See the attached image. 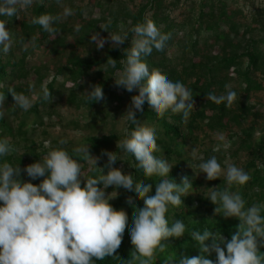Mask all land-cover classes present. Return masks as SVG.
<instances>
[{
  "label": "trees",
  "instance_id": "obj_1",
  "mask_svg": "<svg viewBox=\"0 0 264 264\" xmlns=\"http://www.w3.org/2000/svg\"><path fill=\"white\" fill-rule=\"evenodd\" d=\"M184 1L188 0H94L82 6L77 0H36L30 9L19 13V19L0 17L8 20L6 28L14 41L9 53L0 51V83L5 85L0 88L5 95L0 139L8 138L16 148L3 159L23 170L53 148L64 147L75 155V147L89 144L90 155L99 157L97 167L103 169V174L109 169L102 153L116 152L119 159L113 167L152 184L153 190L162 178L144 177L136 168L134 157L117 148V141L134 128L123 115L138 90L130 93L116 87L114 78L122 70L120 61L126 58L124 53L130 47L133 34L129 30L137 23L152 20L161 32L172 34L165 51L154 49L144 59L150 70L159 69L170 80L180 81L192 90L194 109L187 122L182 120V114L171 112L158 118L146 101L143 112L136 115L142 124L155 129L162 149L155 155L173 165L168 179L180 184L186 176L192 188L182 197L183 204L169 206L166 214L170 224L183 221L186 233L170 238L167 250L158 253L153 264H171L180 255H200L189 235L193 230L218 231L226 240L236 231L239 220L216 214V205L207 199V188L227 187L225 176L208 181L206 174L200 173L199 163L216 156L222 169L228 163L243 168L251 179L229 190L240 192L246 207L264 203V109H258L252 99L255 93L264 91V6L258 0H243L250 1L246 11L247 5L237 0H190L191 5L181 18L173 16L172 9L182 6ZM64 7L73 9L75 14L54 25L61 29L57 35H49L31 23L33 17L41 14L58 15ZM109 19L108 31L119 32L123 28L129 32V39L119 47L109 42L97 49L89 43L91 35L98 32L107 38L108 32L99 25ZM76 25H80L79 32L75 31ZM31 37L35 38V47L30 44L27 51L23 50L21 40L27 42ZM111 58L116 60V67L104 72L105 63ZM45 81L53 97L50 103L38 97L26 112L13 105L9 87L31 96L33 92L40 93ZM225 84L237 93V101L231 107L207 100L209 92L224 93ZM93 85L103 88L104 100L90 103L86 99V92ZM218 134L225 139L219 140ZM60 140L66 143L61 146ZM45 142H49V147H45ZM216 145H220L219 151H213ZM83 170L86 176L100 175L98 168L87 163ZM20 179L38 185L43 178L32 180L22 171ZM81 181L83 186V177ZM105 191L118 193L109 203L128 214V227L114 256L94 264H126L132 251L129 232L134 210L126 198L132 196L136 208L143 207L144 201L123 188L109 187ZM261 215L264 216V209ZM260 251L264 253V247ZM206 258L215 261L216 254H206Z\"/></svg>",
  "mask_w": 264,
  "mask_h": 264
},
{
  "label": "clouds",
  "instance_id": "obj_2",
  "mask_svg": "<svg viewBox=\"0 0 264 264\" xmlns=\"http://www.w3.org/2000/svg\"><path fill=\"white\" fill-rule=\"evenodd\" d=\"M35 2L0 0V17L19 19V13L30 9ZM74 14L73 9L64 7L58 15L41 14L33 17L31 23L39 25L49 35H57L61 29L54 25ZM7 22L0 19V51L4 54L9 53L14 44L6 28ZM99 26L109 35L105 38L98 32L92 33L89 43L95 44L97 49H102L109 42L113 47H119L129 39V32L123 28L119 32L108 31L111 19ZM75 31H80V25H76ZM129 31L133 34L130 47L124 53L126 58L120 61L123 68L114 80L116 87L130 93L138 90V94L131 97V104L123 115L134 128L125 138L117 141V148L134 157L136 168L142 171L144 177L162 179L153 190L152 184L138 181L132 173L125 174L113 167L119 158L116 152L108 151L102 153L107 157L105 167L109 169L107 174H103V169L97 167L99 157L90 155L89 144L75 147V155L64 147L53 148L39 161L22 170L18 164L13 165L3 159L16 148L8 138L0 139V264H94L96 260L114 256L122 245L128 227V214L109 203L118 194L116 191L115 195L106 193L109 187L135 192L144 201L143 207L136 208L134 198H126V203L134 208L129 232L132 251L126 264H153L157 254L167 250L170 238H180L186 233L183 221L174 220L170 224L166 214L169 206L183 204L182 197L187 196L192 184L186 176L181 178L180 184L168 179L173 165L155 155L162 151L157 143L156 131L142 124L136 114L143 112L147 101L158 118L171 112L182 114V120L187 122L194 109L192 90L180 81L170 80L159 69L150 70L144 59L154 49L165 51L172 37L170 32H161L152 20L137 23ZM34 39L31 37L27 42L22 39V49L27 51L30 44L35 47ZM109 67H116L115 59H107L103 71ZM4 87L0 83V88ZM224 88L225 92L219 95L209 92L207 100L231 107L237 101V93L230 84H225ZM7 91L14 100L13 105L25 112L38 97L49 103L53 99L47 81L41 85L39 94L33 92L31 96L18 93L11 87ZM29 91H33V86ZM86 99L90 103L104 100L103 88L93 85L91 91L86 92ZM4 100L5 95L0 92V118L5 115ZM218 139L223 141L225 137L218 134ZM65 143L64 140L59 141L61 146ZM45 147H49V142H45ZM219 150L220 145L213 148V151ZM85 163L98 168L100 175L94 178L86 176L83 170ZM198 167L208 181L220 178L224 172L227 187L223 190L207 188V199L216 205V214L236 218L239 224L230 240L208 228L191 231L189 235L196 242L200 255H180L171 264H264V253L260 251L264 247V216L261 215L264 203L246 207L241 193L229 190L233 185L247 184L251 179L249 173L235 164H227L224 171L216 156L199 163ZM22 171L32 180L43 179L38 185L22 181ZM81 177L84 178L83 186ZM213 252L216 254L215 261L206 258V254Z\"/></svg>",
  "mask_w": 264,
  "mask_h": 264
},
{
  "label": "rangeland",
  "instance_id": "obj_3",
  "mask_svg": "<svg viewBox=\"0 0 264 264\" xmlns=\"http://www.w3.org/2000/svg\"><path fill=\"white\" fill-rule=\"evenodd\" d=\"M90 1H94V0H77V3L79 5H82V6H87L89 5ZM239 1L241 4H246V11L249 10L248 6L250 5V1H245L243 3V0H237ZM260 3L259 5H262L264 6V1L263 0H258L257 3ZM191 5V1L188 0V1H184L183 5L176 8V9H172V15L175 16V17H178V18H181L183 16L182 13L186 12L187 9H188V6ZM253 102L257 104V107L258 109H264V91H260V92H257L254 94L253 96ZM55 135V134H54ZM228 164H232V163H228ZM224 171H226V169H224ZM221 175H224V172H222ZM111 195H114V193H112Z\"/></svg>",
  "mask_w": 264,
  "mask_h": 264
}]
</instances>
